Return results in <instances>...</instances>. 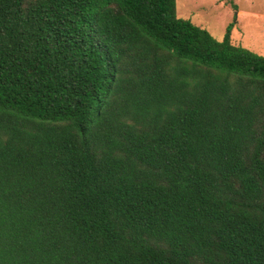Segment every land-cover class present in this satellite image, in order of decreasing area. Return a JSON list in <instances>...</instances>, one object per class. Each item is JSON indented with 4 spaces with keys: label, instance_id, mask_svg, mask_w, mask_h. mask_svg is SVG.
I'll return each mask as SVG.
<instances>
[{
    "label": "trees",
    "instance_id": "1",
    "mask_svg": "<svg viewBox=\"0 0 264 264\" xmlns=\"http://www.w3.org/2000/svg\"><path fill=\"white\" fill-rule=\"evenodd\" d=\"M177 0H0V264H264V55Z\"/></svg>",
    "mask_w": 264,
    "mask_h": 264
},
{
    "label": "rangeland",
    "instance_id": "2",
    "mask_svg": "<svg viewBox=\"0 0 264 264\" xmlns=\"http://www.w3.org/2000/svg\"><path fill=\"white\" fill-rule=\"evenodd\" d=\"M177 15L222 40L233 25L236 45L264 55V0H177Z\"/></svg>",
    "mask_w": 264,
    "mask_h": 264
}]
</instances>
